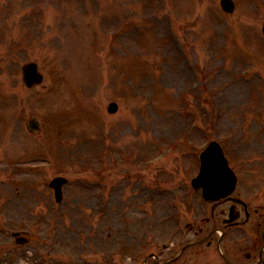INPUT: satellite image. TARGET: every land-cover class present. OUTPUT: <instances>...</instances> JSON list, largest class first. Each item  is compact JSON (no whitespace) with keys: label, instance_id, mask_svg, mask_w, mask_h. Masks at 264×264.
Masks as SVG:
<instances>
[{"label":"rangeland","instance_id":"rangeland-1","mask_svg":"<svg viewBox=\"0 0 264 264\" xmlns=\"http://www.w3.org/2000/svg\"><path fill=\"white\" fill-rule=\"evenodd\" d=\"M235 1L227 18L218 0H0V98L14 108L0 115V202L6 188L12 193L2 181L12 183L19 198L9 214L35 220L38 230L20 247L0 222V264H142L148 250L139 255V243L159 228L160 244L168 242L176 228L169 214L208 216L190 181L209 140L223 145L236 171L245 147L263 153L248 142L264 132V0ZM30 61L44 80L28 90L20 72ZM32 115L41 127L33 150L49 145L52 155L24 157L15 144L14 121L23 127ZM44 158L54 176H71L61 204L47 189L52 172L10 171Z\"/></svg>","mask_w":264,"mask_h":264},{"label":"flooded vegetation","instance_id":"flooded-vegetation-1","mask_svg":"<svg viewBox=\"0 0 264 264\" xmlns=\"http://www.w3.org/2000/svg\"><path fill=\"white\" fill-rule=\"evenodd\" d=\"M249 204L250 203L243 202V205H242V207L240 209V212L237 209H234L232 214L234 215L237 212V215L239 217H241V215H242L243 216V220H245L244 223H247L248 221H250L254 225V229L257 232V234L258 233L260 234V232L264 229V199H263V201L261 203L252 205L253 214L249 210V207H250ZM258 244L259 243H258L257 240L254 241L253 247L245 248L244 252H242L243 255L247 259H250L252 257L250 252L251 251L255 252L258 249V252L255 254V256H257V260L256 261H258L260 259V257H262V255L264 254V250L262 251V248L264 247V243H262L260 245V247L258 246ZM242 250H243V248H241L240 250L236 251L235 255H239L240 251H242ZM247 251H250V252H247Z\"/></svg>","mask_w":264,"mask_h":264}]
</instances>
